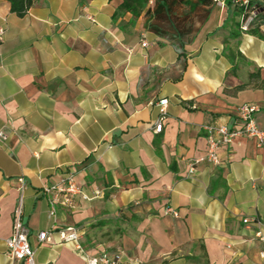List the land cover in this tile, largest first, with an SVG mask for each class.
I'll use <instances>...</instances> for the list:
<instances>
[{
	"label": "crops",
	"instance_id": "crops-1",
	"mask_svg": "<svg viewBox=\"0 0 264 264\" xmlns=\"http://www.w3.org/2000/svg\"><path fill=\"white\" fill-rule=\"evenodd\" d=\"M256 1L257 35L241 31L225 0L181 51L143 17H114L121 0H32L22 18L0 0V264H15L5 241L18 207L36 264H86L84 255L102 252L122 253L125 264H264L255 236L264 234V146L236 138L217 164L189 174L208 153L204 126L233 128L237 109L253 104L264 131ZM71 175L81 194L53 205L56 193L44 189ZM70 227L82 231L83 252L56 234L37 242L41 231Z\"/></svg>",
	"mask_w": 264,
	"mask_h": 264
},
{
	"label": "built area",
	"instance_id": "built-area-1",
	"mask_svg": "<svg viewBox=\"0 0 264 264\" xmlns=\"http://www.w3.org/2000/svg\"><path fill=\"white\" fill-rule=\"evenodd\" d=\"M214 5L223 8L225 0H212ZM232 5L238 9L241 13V24L240 29L246 33L249 31L252 23H254L258 13L259 6H248V0H230ZM84 17L91 23H95V18L87 12L86 7L82 9ZM4 38V30L0 28V42ZM142 47H146V43L143 42ZM159 111L161 118L155 124L154 132L160 133L163 127V116L167 109V100L159 102ZM258 112L257 106L253 104H244L237 109L236 125L233 128L226 126H204L203 129L207 134L208 153L204 159L194 160L189 169V174L195 173L194 166L202 161H207L212 164L218 163L217 151L221 146L229 145L234 139L239 137H245L256 141L258 147L264 146V131L259 130L255 120V115ZM0 138H4V134L0 132ZM46 193L54 191L56 198L52 200V204L59 203L57 196H63L64 203H70L73 196L81 194L80 188L76 185L73 176H68L66 179L65 186L46 187L44 189ZM97 194V193H96ZM83 199H87L83 196ZM55 214L54 208H51L50 216L53 218ZM165 215H172L177 217V213L170 208L165 209ZM247 224L249 221L244 219L242 221ZM259 225V223H258ZM57 235L59 243L73 244L74 247L83 252L80 246V240L82 237V231L74 227L57 230L48 229L41 231L36 235L37 242L39 244H52L54 235ZM256 238L264 245V234L257 232ZM29 230L24 225L21 219V208L18 207L14 221H13V232L12 236L5 241L7 248V257L11 259L15 264H36L34 255L35 251L32 249L28 242ZM262 257L264 255L261 254ZM86 264H125L124 255L119 254H108L106 252L100 253L96 257H90L84 255Z\"/></svg>",
	"mask_w": 264,
	"mask_h": 264
},
{
	"label": "trees",
	"instance_id": "trees-1",
	"mask_svg": "<svg viewBox=\"0 0 264 264\" xmlns=\"http://www.w3.org/2000/svg\"><path fill=\"white\" fill-rule=\"evenodd\" d=\"M5 1L10 4L11 13L19 18L24 17L32 5V0ZM254 5H258L256 0H248V6ZM213 7L212 0H121L114 17L123 14H130L133 20L143 17L144 29L177 42L183 51L184 45L193 41ZM249 31L257 35L255 27Z\"/></svg>",
	"mask_w": 264,
	"mask_h": 264
}]
</instances>
